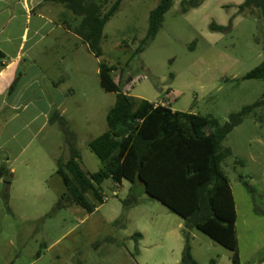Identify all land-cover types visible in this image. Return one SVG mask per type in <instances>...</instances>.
<instances>
[{
	"label": "rangeland",
	"instance_id": "374dc122",
	"mask_svg": "<svg viewBox=\"0 0 264 264\" xmlns=\"http://www.w3.org/2000/svg\"><path fill=\"white\" fill-rule=\"evenodd\" d=\"M244 1L207 0L184 13L182 0H175L155 39L130 66L127 61L146 37L150 13L161 0H124L105 27L100 58L81 39L77 49L75 38L65 39V51L72 46L74 51L61 64L66 97L60 113L76 135V147L88 173L104 168L88 145L108 130L106 118L116 102V94L105 92L100 85L101 62L117 67L114 80L130 97L183 113L213 116L221 124L232 113L262 99L264 81L244 77L264 60V18L259 11L238 14L237 7ZM64 19L79 23L69 11ZM231 20L229 32L210 30L213 22L226 27ZM223 146L233 154L223 161L222 170L237 206L240 262L264 264V105L245 118ZM68 158L60 127L50 123L25 152L24 164H16L9 181L0 178V264L181 261L183 219L143 194L142 186L135 191L138 205L127 211L123 200L132 185L125 181L119 186L108 179L101 185L103 203L92 193L88 195L97 206L93 213L74 205L50 216L65 191L56 175L57 165ZM240 177L258 190L257 202ZM137 233L141 239L133 238ZM191 245L199 264H232V253L198 230L192 232Z\"/></svg>",
	"mask_w": 264,
	"mask_h": 264
},
{
	"label": "trees",
	"instance_id": "16d2710c",
	"mask_svg": "<svg viewBox=\"0 0 264 264\" xmlns=\"http://www.w3.org/2000/svg\"><path fill=\"white\" fill-rule=\"evenodd\" d=\"M47 1L63 5L65 15L68 11L74 15L79 23L69 29L88 45L97 58L102 57L105 27L118 13L124 0H115L110 7L112 0ZM205 1L182 0V11L189 12ZM174 2L161 0L150 13L147 35L129 57L127 66L155 39ZM237 8L238 14L259 11L264 18V0H245ZM231 28L232 20L226 27L214 22L210 25L213 32L226 33ZM2 57L4 54L0 52ZM116 69V66L106 62L99 64L100 85L105 92L116 94V102L106 118L108 130L88 145L103 164V170L94 174L86 171L76 147V135L69 128L67 120L58 110L50 113L49 122L58 124L69 149V158L66 161L61 159L56 170L65 191L50 216L74 205L91 214L97 206L90 201V193L101 204V185L106 180L112 179L119 186L127 181L132 186L129 197L123 200L126 211L138 205L135 191L142 186L143 194L159 201L183 219L185 244L179 264H199L192 253L194 230L229 250L232 264H241L235 197L230 181L222 170L223 161L233 154L231 149L224 148L223 142L245 118L264 105V94L262 99L232 113L228 121L221 124L213 116L173 111L162 104L130 97L115 82L113 72ZM244 79L264 81V60ZM17 82L18 79L11 90H14ZM238 162L243 165L242 161ZM11 175L10 170L0 164V178L9 181ZM240 179L254 202H257L261 197L258 190L243 177ZM255 212L259 214L260 209L256 207ZM121 218L124 219V215ZM141 237L140 233L133 236L137 240ZM210 264L216 262L211 261Z\"/></svg>",
	"mask_w": 264,
	"mask_h": 264
},
{
	"label": "crops",
	"instance_id": "0c3cea01",
	"mask_svg": "<svg viewBox=\"0 0 264 264\" xmlns=\"http://www.w3.org/2000/svg\"><path fill=\"white\" fill-rule=\"evenodd\" d=\"M65 12L47 0H0V164L11 173L17 163L24 164L25 152L50 124L52 110L63 111L61 64L74 51V46L65 51V39L75 38V49L80 40L69 29L74 23L63 20Z\"/></svg>",
	"mask_w": 264,
	"mask_h": 264
},
{
	"label": "built area",
	"instance_id": "2783aa9c",
	"mask_svg": "<svg viewBox=\"0 0 264 264\" xmlns=\"http://www.w3.org/2000/svg\"><path fill=\"white\" fill-rule=\"evenodd\" d=\"M163 105V104H162Z\"/></svg>",
	"mask_w": 264,
	"mask_h": 264
}]
</instances>
